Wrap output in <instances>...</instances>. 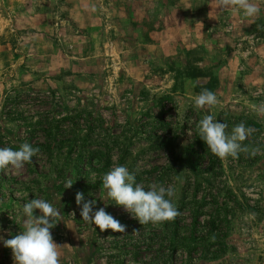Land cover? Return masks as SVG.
Here are the masks:
<instances>
[{
	"label": "rangeland",
	"instance_id": "374dc122",
	"mask_svg": "<svg viewBox=\"0 0 264 264\" xmlns=\"http://www.w3.org/2000/svg\"><path fill=\"white\" fill-rule=\"evenodd\" d=\"M253 2L255 18L216 0H0V147L39 148L19 174L0 170V264H14L3 240L35 198L60 210L61 264H264V116L253 111L264 0ZM203 89L219 103L196 110ZM209 114L229 134L253 128L242 144L257 154L213 155L197 131ZM117 165L145 190L174 187L180 215L141 225L106 198ZM78 192L125 232L85 222Z\"/></svg>",
	"mask_w": 264,
	"mask_h": 264
},
{
	"label": "clouds",
	"instance_id": "9594fccd",
	"mask_svg": "<svg viewBox=\"0 0 264 264\" xmlns=\"http://www.w3.org/2000/svg\"><path fill=\"white\" fill-rule=\"evenodd\" d=\"M219 10L231 9L241 13L246 18H255L260 12V6L253 0H216ZM217 95L203 89L193 98L196 110L212 108L218 105ZM253 111L258 116H264V102L253 105ZM227 125L217 122L209 114L204 115L197 124L199 138L205 142L208 150L219 159L229 156L237 159L241 152L256 155L259 149H249L242 144L255 131L246 127L243 122L233 127L231 133L226 132ZM39 152L38 147L23 143L18 150L11 147H0V170L11 166L19 174L26 163L32 162ZM73 182H68L65 188H71ZM102 188L106 198L115 201L125 211L139 221L141 225H153L175 220L180 212L173 201L176 195L174 187H165L152 183L147 190L142 184L136 183L135 175L126 166L117 165L102 177ZM83 193L76 194V203L82 205V219L97 226L101 232L111 229L113 232L124 233L126 226L108 214L104 208L93 211L95 201L83 202ZM39 210L40 215H34ZM23 229L10 239L3 240L4 246L12 251L14 264H61V245L52 236L53 229L60 220V210L43 198H35L23 205ZM0 239H3L0 237Z\"/></svg>",
	"mask_w": 264,
	"mask_h": 264
}]
</instances>
